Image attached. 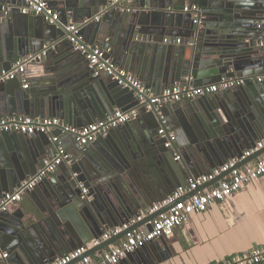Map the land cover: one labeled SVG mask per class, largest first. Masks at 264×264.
I'll return each mask as SVG.
<instances>
[{"label":"water","instance_id":"95a60500","mask_svg":"<svg viewBox=\"0 0 264 264\" xmlns=\"http://www.w3.org/2000/svg\"><path fill=\"white\" fill-rule=\"evenodd\" d=\"M74 1L78 4L73 23L77 22L83 43L110 49L109 56L116 66L135 73L156 94L183 84L188 78L195 86H201L220 83L224 77L232 79L239 73L244 78L264 76V60L251 50L254 42L261 40L256 27L264 17V0H159L161 5L151 6L143 0H132L130 11L124 12L121 3L111 5L108 0ZM186 1L199 7L200 27L190 15L182 16L176 24L172 22L169 14L175 15L176 8L184 7ZM24 6V0H0V73L10 70L23 57L46 51L47 61L37 65L46 76L29 90L21 88L19 78L0 83V118L59 117L66 123L84 127L105 119L116 109L125 111L131 103L138 109V116L119 127L120 130L107 134L109 145L102 146L104 151L100 149L99 145L104 144L99 139L95 141L99 145L73 144L71 163L61 165H65L66 172L49 174L40 185L25 193L32 196L33 209L16 208V212H9V208L0 215V246H6L9 256L18 258L19 264H50L63 258L106 230L138 217L163 201L183 180L210 172L223 165L228 159H221L228 154L240 156L264 139V82L261 87L251 88L244 81L245 89L241 86L238 90H226L219 97L204 96L187 105L165 104L146 112L139 107L133 90L118 87L105 75L95 76L83 56L73 50L66 16L61 14L56 25H49L40 16L23 15ZM6 8L10 11L6 12ZM98 12L105 17L94 24ZM84 20L87 22L83 23ZM165 36L174 40L179 36L186 41L175 46ZM108 37L111 41L102 43ZM58 55L73 62V74L64 71V67L54 66ZM171 110L173 116L167 120ZM161 117L175 136L170 149L164 147L165 140L157 135ZM1 136L6 148L0 150V158L3 154L10 156L12 164L0 163V198L13 193L35 175L42 162V154L26 150L24 144H36L41 153V144L51 143L48 135L5 133ZM175 157L179 159L175 161ZM152 160L159 171L164 167L169 173L167 190L157 192L145 182L150 175L145 161ZM85 188L88 191L83 195ZM111 188L115 193L124 188L118 209L114 206L113 211L111 207L103 209L88 201L93 190L107 192ZM67 206L75 208L76 212L72 211L75 218L63 215ZM172 206L143 219L133 229L144 225L151 230L148 223ZM77 216L89 230L85 229L84 236L75 226ZM123 237L124 234L113 237L85 256L100 254ZM0 264L11 263L7 260Z\"/></svg>","mask_w":264,"mask_h":264},{"label":"built area","instance_id":"2783aa9c","mask_svg":"<svg viewBox=\"0 0 264 264\" xmlns=\"http://www.w3.org/2000/svg\"><path fill=\"white\" fill-rule=\"evenodd\" d=\"M66 1L24 0L25 6L21 9V13L23 15L40 16L47 24L56 25L59 21V15L51 5ZM117 3L124 4V10L130 11L132 0H110L111 5ZM9 11L10 8H6V12ZM179 12L190 15L193 22L199 24L201 13L198 6L185 5ZM93 21L98 22V17H95ZM85 22L87 20L83 21V23ZM66 30L71 34L69 41L73 45V50L83 56L88 63V67L93 70L94 75H105L118 87L133 90L139 107H143L146 112L157 110L158 107L165 104L180 103L183 100L192 101L200 97L214 95L219 91L233 90L244 85V79H226L217 85L199 88H194L186 82L163 89L159 94H156L154 90L147 88L134 75L116 66L109 56L110 49L105 50L85 45L76 24H68ZM175 43L180 44V40H176ZM255 45L259 49H264V39L256 41ZM46 54V51H42L41 53L21 58L13 64L10 70L0 73V83L21 78L27 67L41 63ZM27 87V85L24 86L25 89ZM137 116L138 109H131L130 111L117 110L105 119L81 128L71 127L56 118H33L29 116L0 118V135L5 133L25 136L48 135L50 142L56 146V154L51 159L42 160L35 175L22 182L13 193L4 194L0 198V215L20 202L25 193L40 185L59 166L71 163L70 154L60 146L58 137L54 135L55 131L70 136L77 147H87L99 137L106 136L110 131L135 120ZM157 135L165 140L164 147L170 149L175 136L174 133L167 130L166 123L162 117ZM262 150L264 151V139L257 142L254 147L243 151L237 158L226 161L223 165L216 167L210 172L188 178L184 186L176 188L166 199L154 204L138 217L132 218L118 227L106 230L97 239L50 264H69L80 258L76 264H118L127 256L143 249L158 238L169 239L173 237L174 231L186 224L191 216L204 213L211 206L223 203L232 194L238 193L252 181L264 176V152L243 164L248 158ZM178 159L179 157L174 158L175 161ZM214 181L216 183L213 186L203 188L195 195L190 196L192 192ZM82 194L86 195L87 190L82 189ZM170 205L173 206L167 212L159 214L152 222L148 223L151 225V230H148L144 225L133 229L143 219ZM121 234H124V237L118 242L109 245L102 253L96 252L91 256H85L88 251L96 248L101 243ZM6 257L7 254L0 253V260ZM211 264H264V244Z\"/></svg>","mask_w":264,"mask_h":264},{"label":"crops","instance_id":"0c3cea01","mask_svg":"<svg viewBox=\"0 0 264 264\" xmlns=\"http://www.w3.org/2000/svg\"><path fill=\"white\" fill-rule=\"evenodd\" d=\"M108 1L110 2V0ZM143 1L145 2V4L150 6L161 5L159 0H143ZM77 4L78 2L74 0H67L64 3H60V4L55 3L52 4L51 6L58 13L59 17L61 14H63V16H66L68 24L72 23L75 25L77 24V22L73 23V18H74V12H76V9L74 8L77 7ZM123 5L124 4L120 5L122 7L121 12L125 11ZM185 5H189V3L186 1ZM176 9H177V13L175 15L169 14L174 24L178 23L179 20H181L184 16H187V14L182 15L183 13L179 12L181 7H178ZM98 11H100V8ZM96 17H98V22H94V24L99 23V21H101V19H103L105 16L100 15L99 13ZM186 21L188 22L189 19H187ZM102 24L107 25V23H102ZM200 24L201 23L197 25H199L200 27ZM256 31H259L260 39L261 40L264 39V17L263 20L259 22V25H257ZM81 39L83 41V38ZM165 39H170V41L172 42L171 44H174L175 46H180L186 41L179 36L176 37L175 40L174 38H170L169 36H165ZM176 40H180V44H176L175 43ZM109 41H111V38L108 37L107 40H103L102 43H106ZM255 43L256 41L254 42L253 47H251V50L253 52H256L259 55L258 57L264 60V49L257 48ZM46 61L47 59L46 60L44 59L41 65H43L44 62ZM53 64H55L54 66L64 67L63 70L66 71L68 74L71 73L73 74L75 72V68L73 67L74 66L73 62L69 63L67 57L64 56L61 57L60 55H58L56 58H54ZM37 65L38 64H34L33 66L27 67L23 76L19 78L21 81L22 89L29 90L32 84L37 85L41 82L42 79L45 78L46 74L41 71L40 69L41 66H37ZM131 74L138 79L135 73H131ZM232 79H244V81H246L247 86L251 88H256V86L261 87V84H263L264 82V76H259V77L249 76L248 78H244L241 73L237 74V76H234V78ZM222 80H226V78L224 77ZM183 81L184 83L186 82L190 83V86L194 88L219 84L217 82L208 85L195 86L193 80H191L190 78L184 79ZM25 85L28 86L27 89L24 88ZM245 87H246L245 85L242 86V88L244 89ZM226 92L227 91H219L216 94L211 95V97L212 96L219 97L221 96L220 95L221 93H226ZM189 102L190 101L188 100H183L178 104L187 105L189 104ZM131 104L127 106L128 108H126L125 111L136 109V106L134 105L131 106ZM117 110H121V109H116L115 111ZM172 112L173 111L171 110L170 114L168 113L166 115L167 120H170V118L173 116ZM1 118H9V117L4 116ZM52 118L59 119L60 121L64 122L65 124L71 127L81 128V127H77L76 125L66 123L64 120L60 119L59 117H52ZM116 130H120V129L118 128ZM139 130L141 131V129ZM54 135L58 137L59 140L58 142L60 146L63 147L70 154L72 150V145L74 144L73 139L68 135L60 134L58 131H55ZM108 136L106 135L98 138L103 142L104 145L101 144L99 145V142H94L90 146H92L93 144H97L100 146V149L104 151L105 149L102 146L109 145L108 144L109 142L107 141ZM24 146L26 150H34L36 154H42L41 156L42 160L51 159L56 154V146L52 142L50 143V145L41 144L40 146L41 147L40 152L42 151L41 153L37 151L36 149L37 145L32 142L24 144ZM5 148H6V143L3 140V137L0 135V150L3 151ZM222 149L225 151V148L223 146ZM225 153L228 154L226 151ZM228 155L222 158L221 160L222 161L227 159L230 160L238 157V155L236 154H231L232 156L230 155L228 156ZM0 163L12 164L11 157L9 156L8 158V156L4 154L1 155ZM65 165L68 166L69 164L68 165L65 164ZM65 165L60 166L52 174L61 175L63 174V172H66ZM39 166L37 167L36 172ZM158 167L159 166H156L154 160L148 163H146L145 161L146 171L150 173L149 177H147L148 179H146L145 182L149 186H151L153 190H156L157 192H159L160 189L167 190L168 187L167 184L169 178V173L165 171L166 168L161 167L163 171H159ZM0 168H2V166H0ZM125 182L128 183L127 181ZM186 182H187L186 179L183 180L181 186H184ZM126 186L128 185L126 184ZM105 191L106 190H104V192H99V191L95 192L93 190L88 201H94L97 207L103 209H106L107 207H111L112 210V206L118 209L117 204H119L120 202L119 198H122V196L125 195L124 188L119 189L122 196L120 193H115V190L113 188H111V191H107V192ZM34 206H35L34 200L32 196L28 193V194H24L21 201L16 203L14 206H12L9 209V212H16V208H24L27 210H31L34 208ZM72 211L76 212L75 208H72L71 206L70 207L67 206L62 213L66 217L69 216L71 218H75L76 216H73ZM74 223L78 232H81L83 236L86 235L85 229L87 230V232L89 231L79 216H77V220H75ZM263 244H264V176L252 181L249 185H247L245 188L240 190L238 193L232 194L223 203H219L211 206L204 213L191 216L186 224H184L182 227L177 228L174 231L173 237L169 239L158 238L154 240L152 243L148 244L143 249L138 250V253H136L130 259L125 258L118 264H142V263L144 264H211L213 262L226 259L232 255L249 251ZM0 253L8 254L7 247L1 245ZM7 260H9L11 264L20 263V260H18V258L9 256V254L5 259L0 261L6 262Z\"/></svg>","mask_w":264,"mask_h":264}]
</instances>
